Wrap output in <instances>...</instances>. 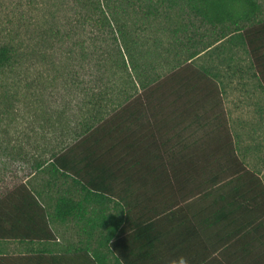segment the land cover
<instances>
[{
  "label": "trees",
  "instance_id": "obj_1",
  "mask_svg": "<svg viewBox=\"0 0 264 264\" xmlns=\"http://www.w3.org/2000/svg\"><path fill=\"white\" fill-rule=\"evenodd\" d=\"M155 1L170 6L183 2L202 24L227 27L230 34L222 40L228 38L245 48L264 85V21H258L261 12L258 0H66L65 5L72 15L68 23L63 25L59 20V26L54 21L46 22L43 25L48 31L43 32L46 38L54 40L55 37L60 44L71 45L68 50L74 57L76 49L91 51L90 46H95L90 42H96L101 51L97 48L92 51L102 56L96 52L98 59L90 58L93 66L100 63L99 70L109 59L119 65L122 63L129 71L135 61L134 38L121 25V16L130 17L131 9L143 12L142 18H147L158 12V7L153 5ZM23 15L17 22L23 20L24 25L7 28L6 37L0 40V78L22 66L23 41L16 37L26 25ZM11 24L16 23L11 21ZM203 52L191 54L161 80L149 81L141 74L140 92L129 95L130 99L121 108L100 123L85 125L73 139V145L60 146L47 162V171L52 167L64 176L69 173L80 176L71 188L60 191L58 217L65 219L71 215L80 220L88 202L108 206L116 199V216H104L105 223L111 224L106 238L130 242L132 245L124 248L135 254L127 253V256H134L140 264H147L146 261L172 264L170 262L177 259L172 251L177 242L193 241L195 236L199 240L201 231L203 251L208 247L206 242L214 240L220 247V242L229 243L234 237L214 235L216 229L220 232L234 227L239 230V237L247 225L235 218L234 206L229 209V205L224 204L214 209L209 204L197 211L193 202L198 195L209 197L211 189L225 183L227 178L239 179L244 174L216 75L207 67L193 63ZM81 59L87 57L83 55ZM136 66L134 70L139 71ZM90 75L96 76L92 71ZM3 79L0 81L4 87ZM10 94L9 87L0 90V98H14ZM0 149L7 150L3 146ZM39 165L42 167L45 163ZM74 195L80 198L73 199ZM239 196L245 199L247 193L239 191ZM255 198L260 206L264 205L263 191ZM190 200L191 203L182 205ZM242 207L244 205L238 208ZM70 208L74 210L69 212ZM63 210L70 214L65 215ZM245 211L246 208L240 212ZM94 215L95 219L90 221L96 227L99 215ZM259 215L256 220L264 225V215L261 212ZM210 251L204 252L206 257L212 255ZM127 256L125 260L132 262ZM233 258L228 264H264L253 257L245 261L235 254Z\"/></svg>",
  "mask_w": 264,
  "mask_h": 264
},
{
  "label": "rangeland",
  "instance_id": "obj_2",
  "mask_svg": "<svg viewBox=\"0 0 264 264\" xmlns=\"http://www.w3.org/2000/svg\"><path fill=\"white\" fill-rule=\"evenodd\" d=\"M65 2L0 0V40L6 37L7 28L24 25L23 20L17 22L22 13L26 17L20 36L14 32L23 41L22 66L2 76L4 87L0 81V90L9 87L14 97L0 98V148L17 146L28 162L47 159L63 144H72L85 125L100 123L121 108L129 95L140 92L141 74L149 81L161 80L191 54L204 51L193 63L216 75L238 154L262 169L258 159L264 160V85L245 48L228 38L222 40L230 34L227 27L202 24L183 2L170 6L155 1L158 12L147 18L130 9L132 15L121 16V25L134 38L131 70L109 59L98 70L100 63L93 66L89 60L98 59L92 48L101 51L100 44L91 41L95 46H90L91 51L76 49L74 57L68 50L71 45L60 44L52 33L55 41L46 38L43 32L48 31L46 22L68 23L72 15ZM258 2V21H264V0ZM210 45L214 46L207 49ZM83 55L87 59H81ZM135 64L139 71L134 70ZM91 71L96 76L91 77ZM4 160L7 154L0 149V172Z\"/></svg>",
  "mask_w": 264,
  "mask_h": 264
},
{
  "label": "crops",
  "instance_id": "obj_3",
  "mask_svg": "<svg viewBox=\"0 0 264 264\" xmlns=\"http://www.w3.org/2000/svg\"><path fill=\"white\" fill-rule=\"evenodd\" d=\"M63 146H71V144ZM6 148L7 160L3 161L4 168L1 171L3 173L0 172V264L141 263L135 260L134 256H127V253L135 254L131 249H125L129 247L130 242L117 241L116 238L108 241L106 238L111 224L105 223L104 216H116V199L108 206L99 202H88L82 209L84 217L80 219L81 221L75 216L68 215L74 210L71 208L68 209L69 212L63 210L62 213L68 215L65 219L60 218L57 207L62 195L60 191L71 188L80 176L76 173L64 176L58 169L52 167L47 171V162L50 161L52 154L47 159L42 157L28 162L21 153L17 152V146L9 144ZM239 160L244 173L242 177L227 178L225 183L211 189L209 197L203 198L198 195L193 202L197 211L202 207H209V204L214 209L221 208L224 204L229 205V209L234 206L235 218L242 219L247 224L242 229L241 236L238 237L239 230L237 232L234 227L221 229L220 232L216 229L214 235L219 233L220 236L229 235L234 237L233 241L224 243L225 245L220 242V247L215 240L206 242L208 247L203 251L201 231L199 240L195 236L193 241L177 242L172 250L177 259L170 263L228 264L234 260L235 254L242 256L244 260L246 258L247 261L251 257L264 261V225L256 220L259 219L260 212L264 215V205L260 206L259 200L255 198L260 191L264 192V160L258 159L261 160L262 169H259L255 161L249 158L243 159L239 156ZM250 160L254 161V165L249 162ZM6 161H8L7 165ZM39 163L45 165L41 167ZM76 189L77 187H74L75 194H77ZM239 191L247 193L245 199L239 196ZM79 198V195H74L73 199ZM221 199L224 201H220ZM191 200L182 205L191 203ZM240 205L244 207L239 209ZM245 208L246 211L241 213L240 211ZM94 213L99 215L96 227L90 221L95 219ZM114 223H116L115 218ZM113 229L115 230V226ZM208 251L213 252L210 257L204 254ZM126 256L132 262L126 261ZM146 263L149 264V261Z\"/></svg>",
  "mask_w": 264,
  "mask_h": 264
}]
</instances>
